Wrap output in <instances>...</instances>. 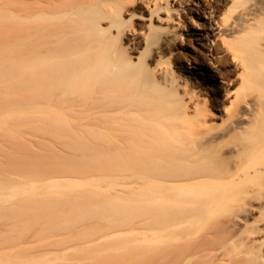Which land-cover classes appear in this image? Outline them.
Returning <instances> with one entry per match:
<instances>
[{"label":"bare ground","instance_id":"obj_1","mask_svg":"<svg viewBox=\"0 0 264 264\" xmlns=\"http://www.w3.org/2000/svg\"><path fill=\"white\" fill-rule=\"evenodd\" d=\"M3 4L22 97L0 157L65 174L0 180L2 241L79 250L138 223L151 264H264V0ZM31 249L0 264L51 260Z\"/></svg>","mask_w":264,"mask_h":264},{"label":"rangeland","instance_id":"obj_2","mask_svg":"<svg viewBox=\"0 0 264 264\" xmlns=\"http://www.w3.org/2000/svg\"><path fill=\"white\" fill-rule=\"evenodd\" d=\"M3 2L7 5H11L13 0H5ZM3 2L0 3V7L4 5ZM13 36L14 29L11 25H9V27H0V65H3L4 60H12L14 57L12 50ZM8 84V81L4 83L3 81L2 83L0 82V109L12 102L11 98H9L10 95L21 96L19 94L21 91L7 88ZM11 85L12 83L10 81V86ZM34 158L36 157L31 158L27 155H20L18 157L12 156V158L6 159L0 157V180L11 183L14 178L21 175H25L29 180L41 177L42 175H36L37 173L31 172L36 170L35 167H38L40 164H49V169L52 172L51 175H53V173L55 175L65 174L64 169L61 167L62 163L59 161L47 159V157H38L41 158V160H34ZM90 163H93L95 166L99 164L98 162L96 163V161ZM98 173H100V170ZM33 174L36 176H31ZM11 206H16V204L12 202ZM11 206L10 203H7L4 208ZM133 226L135 229L132 227H124L123 233L120 235L93 240L90 243L82 245V249L79 250L65 251L54 247H48L46 250L42 251L39 246L47 241L46 238L15 237V239L5 242L4 237H2L4 242L0 238V255L1 257L9 256L10 253L20 250L25 246L33 248L30 253L34 256L35 254L46 252L47 257L51 259L48 264H151L149 254L145 248L141 235L142 232H144V228H141V226L139 227L138 223H135ZM52 238L62 237H51L50 239ZM25 242L28 243L24 245ZM154 247H158V242L154 243ZM36 250H38V253H36ZM56 257L60 258V260L53 261Z\"/></svg>","mask_w":264,"mask_h":264}]
</instances>
